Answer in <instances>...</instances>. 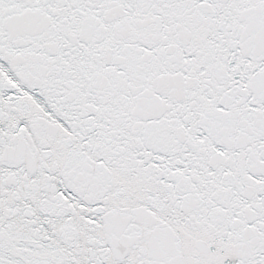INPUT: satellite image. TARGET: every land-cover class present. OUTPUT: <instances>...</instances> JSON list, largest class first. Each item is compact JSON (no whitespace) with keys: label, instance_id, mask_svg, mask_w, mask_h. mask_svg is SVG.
<instances>
[{"label":"snow or ice","instance_id":"obj_1","mask_svg":"<svg viewBox=\"0 0 264 264\" xmlns=\"http://www.w3.org/2000/svg\"><path fill=\"white\" fill-rule=\"evenodd\" d=\"M0 264H264V0H0Z\"/></svg>","mask_w":264,"mask_h":264}]
</instances>
